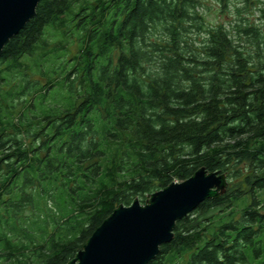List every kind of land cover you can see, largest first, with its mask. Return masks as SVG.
Segmentation results:
<instances>
[{"label": "trees", "instance_id": "1", "mask_svg": "<svg viewBox=\"0 0 264 264\" xmlns=\"http://www.w3.org/2000/svg\"><path fill=\"white\" fill-rule=\"evenodd\" d=\"M37 6L0 53L3 260L66 264L120 205L205 167L226 191L178 221L149 264H264V33L209 25L202 0ZM48 29L83 38L72 69L47 78L68 101L20 70Z\"/></svg>", "mask_w": 264, "mask_h": 264}, {"label": "water", "instance_id": "2", "mask_svg": "<svg viewBox=\"0 0 264 264\" xmlns=\"http://www.w3.org/2000/svg\"><path fill=\"white\" fill-rule=\"evenodd\" d=\"M41 0H0V53L33 19ZM227 177L198 169L184 182L153 192L145 203L120 205L66 264H149L174 238L178 221L227 188Z\"/></svg>", "mask_w": 264, "mask_h": 264}, {"label": "rangeland", "instance_id": "3", "mask_svg": "<svg viewBox=\"0 0 264 264\" xmlns=\"http://www.w3.org/2000/svg\"><path fill=\"white\" fill-rule=\"evenodd\" d=\"M223 1L224 6L221 0H202V12L204 14L206 22L209 25L223 24L225 27L230 29V31H234L238 24L241 27L245 22H247L250 23L253 27H256L255 29L259 30L261 33H264V13H261V9H264V0ZM68 29L70 28L68 27L64 30ZM64 30H46L47 33L45 36V40H47V42L45 43L44 41H41L39 43V48L37 52L35 53V55H33L34 57L24 58L21 62L23 68L20 69L22 71L26 70L28 75V77L26 76V78L30 80L29 82L33 83L34 85L38 84V94H42L45 90L51 95V100L60 102L62 100L68 101L70 98L66 97V92L63 91L62 93H60V90H55L54 87H51L50 90H47V78L50 77L52 78V81L58 83L59 72L61 70L63 71L64 67L67 71H70L72 69L71 67L73 65L72 63H68V61L71 59L72 56H74V54L78 53L80 47L82 46L81 41L83 40L82 36H80L77 32H75L74 35H72L68 39V37L64 36L63 34ZM53 50H56L57 53H52ZM46 51H48V54L46 56H43L42 58L41 55H44ZM64 75L65 72H63V76ZM22 78V72L16 74L15 76L9 77L10 80H16L15 82L20 81L21 85ZM148 198L149 195L146 196V199L143 203H145ZM143 203L141 202V204ZM19 218L25 220V223H18V226L20 227L29 226V222L26 221L29 219L33 220L31 212L27 209L19 215ZM49 230L52 231L51 228ZM20 241H23L26 244L28 243L27 240L20 239ZM29 254L32 253H28V255ZM26 257L27 256H25V258ZM3 258V255L0 256V264H22V262H20V260H17L16 258H14L16 259L14 261L13 259L3 260ZM32 259H35V256H31V260Z\"/></svg>", "mask_w": 264, "mask_h": 264}]
</instances>
